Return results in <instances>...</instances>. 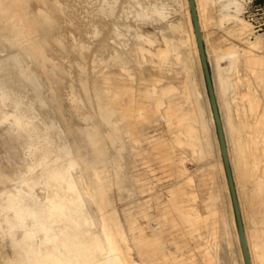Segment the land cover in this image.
<instances>
[{"label":"bare ground","instance_id":"bare-ground-1","mask_svg":"<svg viewBox=\"0 0 264 264\" xmlns=\"http://www.w3.org/2000/svg\"><path fill=\"white\" fill-rule=\"evenodd\" d=\"M209 1L195 0L203 40L204 28L210 21L204 14ZM186 3L189 6L188 0ZM84 6L80 0H0V52L4 54L3 75L0 79L5 85L24 92H34L35 101L39 105L50 106L47 116L51 120H64L67 100L63 94L65 90H69L70 104L75 110L74 118H82L86 122V127L79 129L72 119L67 122L65 120L66 136L71 139L72 147L80 153L82 159L70 160L67 167L52 164L44 158L41 177L37 180L23 178L22 184L27 190L7 195L5 204L0 209L6 227L3 228L0 221V229L10 236L11 246L16 254L8 264H134L132 250L122 225L116 214L104 207L109 204L106 194L107 172L113 171L114 182L119 188H123L129 180L123 161V133L112 120L114 105L119 107L129 127L134 129V136H143L142 129L154 118L165 121L171 134L170 140L168 143L155 142L163 157L168 148L172 151L176 148L185 149L198 159L209 156L213 151V137L208 129L205 111L196 100V84L189 76L190 64L182 61L179 56L176 60L183 64L187 73L184 90L181 92L166 84L152 85L141 94V100H136L127 90H115L112 94L101 96L97 89H90L88 82L92 77L83 66L89 58V37L78 16ZM115 7V0L103 1L89 12L97 18V25L91 28L93 39L100 35L102 19L113 14ZM189 16V36L186 42L177 45L164 38V48L156 50L154 54L162 72L172 63V55L178 47L189 41L196 58L200 60L190 6ZM229 16L227 14L221 21ZM247 27L244 24L243 30ZM177 29L182 30L183 27L177 26ZM70 30L77 34L79 42H66L64 38ZM245 44L249 51H244L242 55L231 48L218 55L216 72L220 88L217 89V96L220 93L224 96L223 102L219 104V111L224 135L227 137L229 160V142L238 153V163L230 160V164L241 215L243 199L249 194L248 183L252 185L251 213L257 211L261 215L262 228L255 227L251 234L245 230L251 261L252 264H264L260 256V248L264 249V106L261 111L259 95L252 89L254 84L264 88V64L251 54L259 40H247ZM98 52L105 54L103 45H100ZM114 59L122 63L127 61L124 54L115 56ZM223 59L229 60L227 69L219 64ZM239 67L244 69L245 76H238L235 82L224 74L225 71L236 72ZM70 69L77 71L76 77L72 76ZM242 87L246 89H238ZM49 88L52 92L42 91ZM84 98L97 105L99 125L103 127L104 135L91 122L92 116L83 113L79 99ZM213 120L211 112L210 122L213 123ZM15 123L19 125L20 122L16 120ZM134 142L138 143L139 138L135 137ZM239 145L243 147V153L248 151L251 154L253 178L248 179L241 172L244 166L240 164V158L245 159L243 155L239 157ZM70 153L67 148L63 150L66 156ZM77 165L82 168V179L79 181L70 172V168ZM29 169L31 171L34 167ZM235 174H240L239 181ZM177 175L183 177V171L178 170ZM39 182L49 191L43 200L35 193ZM79 182L88 185L85 193L93 197L100 207L99 231L92 227L94 224L85 214L87 201L83 199L84 192L80 189ZM255 186L260 189L259 193ZM187 195L178 183L170 194L168 209H164L160 218V229L154 233L155 239L150 242L144 237L137 239L139 252L147 259V264H156L158 256L151 251L161 245L163 234L171 232L176 226H179L181 235L206 229L210 236L217 238V224L223 222L218 208L219 196L215 192L210 195L206 205L208 215L203 217L185 204L184 197ZM190 197L195 201V195ZM252 220L254 223V219ZM236 237L240 243L238 230ZM240 249L241 261L245 264L241 244ZM219 254L218 243L208 245L200 252V264H220ZM161 257L167 262L174 260L164 254ZM256 257L259 260L257 263ZM195 263L196 260L193 259L192 264Z\"/></svg>","mask_w":264,"mask_h":264},{"label":"rangeland","instance_id":"rangeland-1","mask_svg":"<svg viewBox=\"0 0 264 264\" xmlns=\"http://www.w3.org/2000/svg\"><path fill=\"white\" fill-rule=\"evenodd\" d=\"M103 1L111 0H80L85 6L78 13L89 37V58L83 66L92 77L88 82L90 89H97L101 96L112 94L115 90H127L136 100H141V94L152 85L166 84L181 92L184 90L187 73L183 64L176 60L179 56L182 61L190 64L189 76L196 84V100L205 111L208 129L213 137V151L209 156L198 159L185 149L176 148L172 151L168 148L163 157L155 142L168 143L170 140L171 134L165 121L154 118L142 129L143 136H134V129L129 127L119 107L114 105L112 120L123 133V161L129 180L123 188H119L114 182L113 171L107 172L106 194L109 204L104 207L114 212L122 225L132 250L134 264H147V259L139 252L137 239L144 237L149 242L155 239L154 233L160 229V218L164 209H168L170 194L178 183L188 193L184 197L185 204L203 217L208 215V198L215 192L219 196L218 208L223 222L217 224L216 239L206 229L181 235L179 226H176L171 232H165L160 239L161 245L151 251L158 256L156 264H192L193 259L196 260L195 264H200V252L208 245L214 246L216 243L219 244L220 264H242L240 243L236 237L235 212L215 122H210L212 109L200 60L196 58L190 41L178 47L172 55V63L164 72L159 69L157 58L154 59L156 50L164 48V38L177 45L188 39L190 16L186 0H115L114 13L102 19L100 35L93 39L91 28L97 25V18L89 12ZM204 14L210 18L203 32L204 45L219 107L224 100L221 93L217 96V89L220 88L216 72L219 54L231 48L242 55L244 51H249L245 41L255 42L258 39L259 44L253 47L251 54L264 64V0H210ZM227 14L230 16L221 21ZM244 24L248 26L245 30ZM177 26H182L183 29H177ZM64 39L66 42H79V37L71 30ZM100 45L106 49L105 54L98 52ZM120 54L127 57L126 63L114 59ZM3 56V52H0V77L3 75ZM219 64L227 69L229 60L223 59ZM69 71L76 77L77 71ZM224 74L235 82L238 76H245V71L239 67L236 72L225 71ZM252 89L259 95L260 110L263 111L264 88L254 84ZM26 91L5 85L0 79V209L5 204L7 195L27 190L22 184L23 178L37 180L41 177L44 158L52 164L67 167L70 160L82 159L80 153L72 147L71 139L66 136L65 120L67 122L72 119L79 129L86 127L82 118H74L75 110L70 104V91L65 90L63 94L67 100L64 120L48 118L50 106L39 105L35 101L34 92ZM42 91L50 93L52 89ZM124 99L128 102L127 97ZM79 100L83 113L92 116L91 122L104 135L103 127L99 125L97 105L85 98ZM16 120H19V125L15 123ZM135 137L139 138L138 143L134 142ZM66 148L71 151L69 156L63 154ZM229 148L230 160L238 163V153L230 142ZM238 148L241 151L239 157L243 155L245 159L240 158V164L244 166L241 172L246 178H253L251 154L248 151L243 153L241 145ZM31 167L34 169L30 171ZM178 170L183 171V177H178ZM70 172L75 180L82 179V168L79 165L70 168ZM235 176L239 181L240 174ZM247 186L249 194L243 199L242 215L245 230L251 234L255 227L262 228L263 225L260 223L261 215L257 211L251 213L252 185L248 183ZM79 187L85 193L88 185L79 182ZM255 189L260 192L258 186ZM35 193L43 200L49 191L39 182ZM84 193L83 199L87 201L85 214L94 224L92 227L99 231L100 207L93 197ZM68 195L72 196L71 193ZM191 195L196 196L195 201ZM169 218L172 216L169 215ZM3 220L0 212V221L5 228ZM260 249L261 260H264V249ZM162 254L173 257L174 260L167 262L161 257ZM15 256L10 236L0 229V264H8ZM258 261L256 257V263Z\"/></svg>","mask_w":264,"mask_h":264},{"label":"water","instance_id":"water-1","mask_svg":"<svg viewBox=\"0 0 264 264\" xmlns=\"http://www.w3.org/2000/svg\"><path fill=\"white\" fill-rule=\"evenodd\" d=\"M188 1H189L190 11H191V16H192L193 26H194V30H195V34H196L199 56H200L202 69H203V73H204V77H205V81H206L210 105H211L212 113L214 116V121H215L216 130H217L218 141H219L220 150H221V154H222L224 169H225V173H226V177H227V181H228V186H229V190H230V195H231V199H232V203H233V208H234V212H235L237 230H238V235H239V239H240L243 257H244V262H245V264H252L250 252L248 249V244H247V240H246V236H245L244 223H243L242 215L240 212V206H239L238 196H237V192H236V186H235V182H234V178H233L232 167H231L230 160L228 157L226 138L224 135L220 111H219V107H218L217 99H216V95H215L212 73H211L210 66H209L208 59H207V55H206L204 40L202 39V35H201L199 24H198L196 3H195V0H188Z\"/></svg>","mask_w":264,"mask_h":264}]
</instances>
